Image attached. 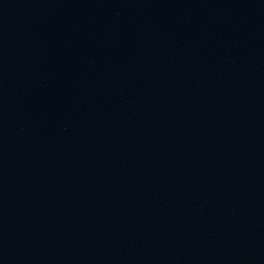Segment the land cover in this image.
<instances>
[{
	"label": "water",
	"instance_id": "water-1",
	"mask_svg": "<svg viewBox=\"0 0 264 264\" xmlns=\"http://www.w3.org/2000/svg\"><path fill=\"white\" fill-rule=\"evenodd\" d=\"M0 264H264V0H0Z\"/></svg>",
	"mask_w": 264,
	"mask_h": 264
}]
</instances>
